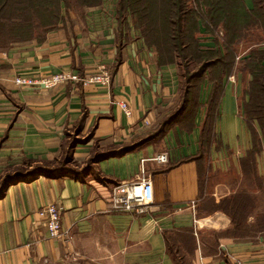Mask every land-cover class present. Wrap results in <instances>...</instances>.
Segmentation results:
<instances>
[{"label":"crops","instance_id":"1","mask_svg":"<svg viewBox=\"0 0 264 264\" xmlns=\"http://www.w3.org/2000/svg\"><path fill=\"white\" fill-rule=\"evenodd\" d=\"M121 19L100 0L73 26L0 45V176L43 163L68 170L5 189L0 264H264V131L244 113L250 75L236 58L229 73L185 89L175 58L161 60L130 16ZM197 27L200 48L219 45ZM100 63L111 73L107 86L12 81L88 74ZM71 141L73 164L63 161ZM161 153L166 161L155 159ZM141 167L152 201L142 213L112 211L111 188ZM49 202L62 205L69 238L48 237L38 210Z\"/></svg>","mask_w":264,"mask_h":264},{"label":"trees","instance_id":"2","mask_svg":"<svg viewBox=\"0 0 264 264\" xmlns=\"http://www.w3.org/2000/svg\"><path fill=\"white\" fill-rule=\"evenodd\" d=\"M6 1L2 0L1 5L6 4ZM99 1L90 0L87 4L92 5L99 3ZM48 2L50 1L43 0L41 3L39 16L48 19L53 18L54 20H48L52 24L59 18L60 5L57 0H52L51 3L54 2L53 9L50 11V15H46L44 12L49 8L48 5L46 6ZM186 3L187 0H125L121 7V9H125V12L129 11L131 18H133V25L141 29L143 39L148 45H153L156 48L161 60L172 61L175 56H181L179 53L182 51H189L194 53L195 57L197 56V69L191 77L192 80L188 81L187 86L184 87L185 89L190 88L196 80L208 73L210 75L229 73L236 59L233 51L234 45L242 39L252 37L255 35L253 34L255 31L264 34V6L260 0H252L251 8L245 6L243 0H201V10L187 8ZM118 14L120 19L125 17V14L120 17L119 11ZM199 20L203 24L205 22L208 25L222 28L223 37L220 41L223 46L222 51L220 47L202 49L197 45L195 35L198 33ZM158 22L160 23L159 26L157 25ZM207 24L205 25L208 26ZM29 38H21L18 41ZM252 50L260 51L261 49L256 47ZM251 60L249 57L239 60V63L245 61L242 66L250 75L245 89L248 97L243 109L245 115L250 119H256L263 130L264 124L261 123L259 117L264 114V58H260L258 62ZM257 69L260 72H257ZM258 94L261 99L257 101L255 97ZM259 108H262V111L259 110L262 113L258 117L255 113ZM73 143L74 141H71L68 145L67 153L64 156L65 160L71 159L70 153ZM92 161L93 159L90 158L87 163L90 164ZM89 167L86 166L84 169ZM66 171L68 170L64 166L60 167L59 165L56 168H50L46 163L27 171L21 168L9 169L0 176V197L5 189L16 181L27 180L41 173L55 175ZM239 214H241L240 211ZM237 227L241 228L238 225ZM179 262L180 264H188L187 260H179Z\"/></svg>","mask_w":264,"mask_h":264},{"label":"rangeland","instance_id":"3","mask_svg":"<svg viewBox=\"0 0 264 264\" xmlns=\"http://www.w3.org/2000/svg\"><path fill=\"white\" fill-rule=\"evenodd\" d=\"M40 1V2H35ZM46 4L48 5V10L44 13L46 15H50V11L53 9V4L51 3L52 0ZM88 1L90 0H57V2L60 5L59 9V18L54 22L50 23L48 20H54L53 18H43L39 16V11H41V3L43 0H7L6 4L3 6L2 0H0V45H10L14 42H19L18 39L21 38H27L30 37V40H40V38L44 37V34H46L47 31L52 30L58 26L59 23L63 22L64 25H70L73 26L74 24H77L81 22V18L83 15V12L88 7H93L98 5L99 3L88 5ZM112 1V7L114 10H117L121 13L120 17H122L124 14L127 16H130L129 11L125 12V9H121L122 3L125 0H111ZM127 1V0H126ZM262 2V5L264 6V0H260ZM100 2V1H99ZM201 0H187V8H191L193 10H201L200 8ZM16 17H13V16ZM131 18V16H130ZM133 18H131L132 21ZM200 21V20H199ZM202 25H204V28H206L208 31L207 33L213 35L216 40L219 41V45H214V48H219L222 51V45L220 41H222L223 37V30L220 26L214 27L211 24H207L204 22V24L200 21ZM207 24L208 26H206ZM158 26L160 23L158 22ZM213 29V30H212ZM215 29V30H214ZM139 33L141 34V29L137 28ZM213 31V32H211ZM255 35H252V37L247 38V43H243V45H234L233 51L235 53V57L239 60L244 59L246 57L251 58L252 62L257 61L260 58H264V45H253V44H260L264 42V34H260L258 31H255L253 33ZM142 36V35H141ZM28 39V40H29ZM248 44V45H246ZM258 47L261 49L260 51H254L251 49ZM181 56L176 57L175 60L179 64V70H180V76H181V82L183 85V88L187 86L188 81L192 80L191 77H193L195 70L197 69V62L196 58L194 56V53H191L189 51H182L179 53ZM255 58V59H254ZM244 62L238 63V68L240 72L242 73H248L243 68ZM242 67V69H241ZM257 72H260V70H256ZM257 96L258 99H257ZM255 99L258 101L261 99V96L258 94L256 95ZM262 108H259L256 110L255 115L259 117L260 113H262ZM255 110V109H254ZM261 110V111H259ZM261 123L264 124V114L263 116L259 117ZM264 128V126H263ZM264 131V129H263ZM64 163H71L73 164L71 159H63ZM90 166V164L84 165ZM84 166L80 169L82 171L84 169ZM200 264H204L200 261Z\"/></svg>","mask_w":264,"mask_h":264},{"label":"built area","instance_id":"4","mask_svg":"<svg viewBox=\"0 0 264 264\" xmlns=\"http://www.w3.org/2000/svg\"><path fill=\"white\" fill-rule=\"evenodd\" d=\"M111 73L108 67L100 63L92 73L79 75L76 71L60 70L58 72L44 73L32 76L14 75L12 81L20 86H41L51 87L57 84L71 82L82 83V85L98 83L107 86L110 83ZM124 110L128 111L125 101L118 103ZM148 123V121H146ZM159 161H166L167 155L161 153L155 157ZM153 199V187L150 178L144 174L141 167L139 176L134 179L120 181L111 188L110 209L112 211H133L142 213L145 206ZM61 204L49 202L38 210V214L43 218L48 237L65 239L69 238V233L62 228Z\"/></svg>","mask_w":264,"mask_h":264}]
</instances>
